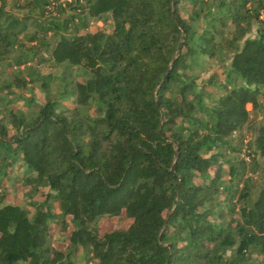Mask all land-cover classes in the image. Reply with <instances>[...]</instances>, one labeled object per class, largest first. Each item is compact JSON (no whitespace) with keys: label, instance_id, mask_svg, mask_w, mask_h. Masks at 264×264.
Here are the masks:
<instances>
[{"label":"trees","instance_id":"obj_1","mask_svg":"<svg viewBox=\"0 0 264 264\" xmlns=\"http://www.w3.org/2000/svg\"><path fill=\"white\" fill-rule=\"evenodd\" d=\"M6 5L0 68L17 71L0 87V264H75L79 251L264 264V0ZM92 20L110 32L86 31ZM35 84L43 103L23 95ZM8 180L31 211L5 203ZM114 218L130 224L101 233Z\"/></svg>","mask_w":264,"mask_h":264},{"label":"rangeland","instance_id":"obj_2","mask_svg":"<svg viewBox=\"0 0 264 264\" xmlns=\"http://www.w3.org/2000/svg\"><path fill=\"white\" fill-rule=\"evenodd\" d=\"M13 1L14 0H7V5H6V11L12 12L15 15H19L22 12L18 11L17 9L13 8ZM112 28V22L108 21L107 23L103 24L97 20H92L89 23V27L86 31L89 32H95L98 30L104 31L106 33L110 32ZM32 31V30H31ZM255 28L253 27L251 36H253L255 34ZM84 33V32H83ZM50 43H52L54 40H49ZM45 57H48L47 54H43ZM38 69H40L43 73L47 74L49 72H52L53 74H58L57 71L51 70L48 68L47 64H43L42 66L37 67ZM17 70L15 69H8V68H0V87L3 86L4 81H7L9 79H11V77L13 76V74L16 72ZM80 72L75 73L74 75H79ZM39 84H35L32 85L34 88L31 90L29 89L28 91L25 90L23 92L24 97L30 99V97H32L33 99H35L38 103H43L44 102V95L42 94V92L40 91ZM57 87H59V84H55L52 85V93L54 94L57 91ZM31 88V85L30 87ZM14 92L15 95H18V90L13 89L12 90ZM5 94V92H1V97H3ZM13 98V97H12ZM66 104H68L69 106H71L70 102H65ZM24 101L20 100V101H16L14 103H12L10 105V107L14 110H24L25 111V106H24ZM247 110L249 111L251 109L250 105L246 106ZM84 114H89V115H93L94 114V107L91 108H86V109H82ZM243 134L246 136V141L245 143H247L249 140H251L252 138V134L250 133L248 128H245L243 131ZM238 158H243V153H241L240 155L237 156ZM263 167H264V160H260ZM21 172L20 169H15L13 175H18ZM254 181H259L260 178L259 176H255L253 177ZM3 188L5 189V203L6 204H12V205H17L20 206L24 209H26L27 211H31L30 206L27 204V199H26V192H25V188L22 187L20 184L18 185H13L12 181L8 180L7 182L4 183ZM36 200H40V198H36ZM55 212H58V210L56 209ZM130 224V221H128L127 219H103L100 221L99 223V228L101 233L107 232L110 229H112L115 226H124L127 227ZM52 227L55 229L56 232H58L59 227L55 224H52ZM58 238H60V236L57 235ZM73 261L75 264H92L90 260H88V257L85 255V253L83 251H79L78 254L76 256L73 257Z\"/></svg>","mask_w":264,"mask_h":264},{"label":"water","instance_id":"obj_3","mask_svg":"<svg viewBox=\"0 0 264 264\" xmlns=\"http://www.w3.org/2000/svg\"><path fill=\"white\" fill-rule=\"evenodd\" d=\"M172 64H173V62L170 64V66H169V70H170V68H171V66H172ZM168 74V73H167ZM166 77V76H165ZM160 134H161V131H160ZM174 168V167H173Z\"/></svg>","mask_w":264,"mask_h":264}]
</instances>
